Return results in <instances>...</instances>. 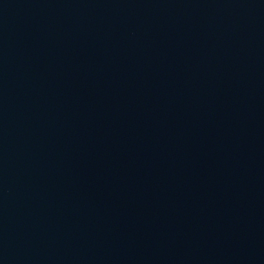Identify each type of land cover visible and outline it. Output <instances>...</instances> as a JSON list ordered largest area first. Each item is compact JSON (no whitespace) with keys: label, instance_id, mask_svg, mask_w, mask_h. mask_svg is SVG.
Listing matches in <instances>:
<instances>
[{"label":"water","instance_id":"water-1","mask_svg":"<svg viewBox=\"0 0 264 264\" xmlns=\"http://www.w3.org/2000/svg\"><path fill=\"white\" fill-rule=\"evenodd\" d=\"M0 264H264V0H0Z\"/></svg>","mask_w":264,"mask_h":264}]
</instances>
